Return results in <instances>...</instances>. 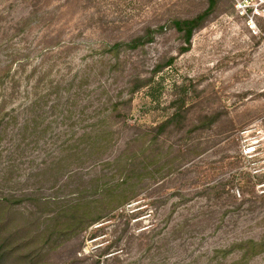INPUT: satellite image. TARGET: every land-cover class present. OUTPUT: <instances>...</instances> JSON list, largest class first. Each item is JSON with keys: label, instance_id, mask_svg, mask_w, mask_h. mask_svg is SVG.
<instances>
[{"label": "rangeland", "instance_id": "1", "mask_svg": "<svg viewBox=\"0 0 264 264\" xmlns=\"http://www.w3.org/2000/svg\"><path fill=\"white\" fill-rule=\"evenodd\" d=\"M0 214L6 264H264V22L0 0Z\"/></svg>", "mask_w": 264, "mask_h": 264}, {"label": "trees", "instance_id": "2", "mask_svg": "<svg viewBox=\"0 0 264 264\" xmlns=\"http://www.w3.org/2000/svg\"><path fill=\"white\" fill-rule=\"evenodd\" d=\"M210 8H211V4L209 5L208 9H206L202 13L197 14L194 17L183 18V19L178 18V19L172 20L173 26L182 35L183 41L185 43L189 44L193 30L202 24V21L204 20V18L208 14ZM138 42H140V39H137L136 42L134 41V44H136ZM75 217L76 216L74 214H72L71 218L76 219L77 217L76 218ZM78 219H80V216H78ZM2 222L3 221L0 219V227L2 226ZM2 231H3V229H2ZM11 234H13V233H11ZM11 234L0 235V264H6L5 263L6 258L8 256H10L12 253H15L16 248L14 250V248L9 245L10 240L12 239ZM253 244L257 245L258 243H253ZM18 254H20V253L18 252ZM19 256L21 258H29V260L25 264H33V262L39 257V255L36 253L35 254H24V255H19Z\"/></svg>", "mask_w": 264, "mask_h": 264}, {"label": "built area", "instance_id": "3", "mask_svg": "<svg viewBox=\"0 0 264 264\" xmlns=\"http://www.w3.org/2000/svg\"><path fill=\"white\" fill-rule=\"evenodd\" d=\"M235 13L246 20L248 26L264 22V0H231Z\"/></svg>", "mask_w": 264, "mask_h": 264}]
</instances>
